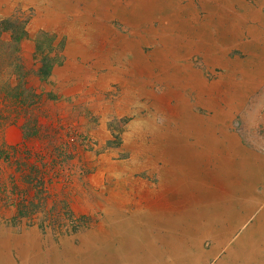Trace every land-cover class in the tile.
Instances as JSON below:
<instances>
[{
	"label": "rangeland",
	"instance_id": "rangeland-1",
	"mask_svg": "<svg viewBox=\"0 0 264 264\" xmlns=\"http://www.w3.org/2000/svg\"><path fill=\"white\" fill-rule=\"evenodd\" d=\"M263 1L244 4L263 17ZM243 14L235 0H0L1 19L25 23L30 38L21 50L29 67L38 33L53 38L60 57L48 77L28 79L39 94L44 137L27 144L45 154L49 174L28 185L20 203L0 191V234L37 237L46 251L20 261L0 240V258L173 263L169 256L176 258L195 230L185 221L213 218L191 209L207 191L188 181L216 175L226 158L219 149L264 139V28L239 25ZM3 138L22 142L16 126ZM10 161L0 164L4 183L19 176ZM105 227L108 243L61 252Z\"/></svg>",
	"mask_w": 264,
	"mask_h": 264
},
{
	"label": "crops",
	"instance_id": "crops-1",
	"mask_svg": "<svg viewBox=\"0 0 264 264\" xmlns=\"http://www.w3.org/2000/svg\"><path fill=\"white\" fill-rule=\"evenodd\" d=\"M235 3L241 4L244 11L238 18L239 25L253 21L258 30L264 28V16L249 12L244 0H235ZM258 8L260 10L261 5ZM248 34L252 38L251 30ZM189 41L193 44V38ZM241 142L239 139L235 144L219 149L226 158L213 178L188 181V184L203 186L207 191V197L198 198V206L193 205L191 209L198 214L211 210L213 218L185 221L194 224L195 230L183 237L186 244L183 242L180 246L177 258L169 256L173 261L171 264H264V139ZM227 161L231 163L230 171L223 168ZM206 223L212 228L207 234L203 231ZM161 246L162 243L157 241L156 247L160 249Z\"/></svg>",
	"mask_w": 264,
	"mask_h": 264
},
{
	"label": "trees",
	"instance_id": "trees-1",
	"mask_svg": "<svg viewBox=\"0 0 264 264\" xmlns=\"http://www.w3.org/2000/svg\"><path fill=\"white\" fill-rule=\"evenodd\" d=\"M27 38L30 37L25 23L0 18V164H9L11 159L15 160L17 168L14 170L19 175L14 180L9 174L7 183H4L1 181L0 169V191L3 188L5 191L10 190L13 199L12 202L11 198L7 201L11 204L15 203L16 199L19 203L24 201L22 197L31 189L33 181L38 179L41 182V178L43 181V177L49 174L44 170L45 154L32 151L27 144L30 140H39L43 136L39 94L29 85L28 79L33 75L48 77L60 57L53 38L38 33L33 38L35 61L29 67L21 50L22 43ZM13 126L21 131L20 145L11 146L4 141V131ZM49 134V140H52L54 133Z\"/></svg>",
	"mask_w": 264,
	"mask_h": 264
},
{
	"label": "bare ground",
	"instance_id": "bare-ground-1",
	"mask_svg": "<svg viewBox=\"0 0 264 264\" xmlns=\"http://www.w3.org/2000/svg\"><path fill=\"white\" fill-rule=\"evenodd\" d=\"M261 20V19H260ZM190 211V210H189ZM192 212V211H191ZM190 212V213H191ZM189 213V215H190ZM160 215V214H159ZM188 215V216H189ZM204 215H207V216H211L212 215V211L211 210H205V213ZM215 215V214H214ZM134 217V216H133ZM138 217V216H137ZM190 217V216H189ZM194 217V216H193ZM179 218V217H178ZM143 219V218H142ZM192 219V218H191ZM141 221V220H140ZM178 221V220H177ZM164 224V223H163ZM208 224V223H207ZM112 228H116L114 229V232L115 231H120V227H119V224H112ZM153 226V225H152ZM193 226V225H192ZM142 227V226H141ZM132 229V227H130ZM108 229V230H107ZM105 227V230L101 231L99 234H93L91 237L87 238V242H85L82 246H79L77 248H70L69 250H65V251H61L62 253H65V252H71L73 250H85V251H93V248H94V245L97 243V242H104V243H108L107 240L109 239V237L107 236L106 237V233H108V231L111 229L110 228H107ZM206 229V228H205ZM135 230V229H134ZM135 232V231H134ZM120 233V232H119ZM137 233V232H136ZM110 234V233H109ZM207 234V233H206ZM139 236V235H138ZM119 237V236H118ZM174 238V237H173ZM132 239V238H131ZM130 239V240H131ZM0 240L4 241V247L2 249L7 250L9 251L11 249V247H15V252H16V258H18L20 261H21V258L20 256L22 255H25L26 257V260H28L29 258H32L31 256L35 255V254H40L44 251H46L44 245L42 242H39L38 238L37 237H33V238H28L26 236H23V237H13V236H9V235H3V234H0ZM85 240V241H86ZM114 241L110 242L112 243L114 246L117 244L119 245L118 243V240H116V238L113 239ZM127 240V239H126ZM129 240V239H128ZM174 240V239H173ZM176 240V238H175ZM81 241V240H80ZM131 242V241H130ZM109 243V244H110ZM6 244V245H5ZM108 244V245H109ZM133 244V243H132ZM1 245L2 243H0V249H1ZM111 245V244H110ZM129 245V244H128ZM149 245V244H148ZM178 245V244H176ZM102 246V245H101ZM118 247V246H117ZM129 247V246H128ZM137 247V245H136ZM152 247V246H151ZM12 250V249H11ZM49 250V249H47ZM51 251H55V248H50ZM105 250V249H104ZM122 250V249H121ZM132 250V249H131ZM3 251V250H2ZM107 251V250H106ZM112 251V250H111ZM108 252V251H107ZM12 253V252H11ZM118 253V252H116ZM124 253V252H123ZM137 253V252H136ZM135 253V254H136ZM178 253V252H176ZM9 253H4V256L3 258L7 257ZM44 254V253H42ZM134 254V255H135ZM51 255V253H50ZM85 255V254H84ZM83 255V256H84ZM42 256V255H41ZM173 256V255H172ZM176 256V255H175ZM39 257V256H38ZM43 259H45L44 256H42ZM59 257V256H58ZM62 257V256H61ZM2 257L0 258V261L3 263V264H9V260H5L3 259ZM15 258V259H16ZM40 258V257H39ZM80 258V257H79ZM174 258V257H173ZM177 258V257H176ZM114 259V258H113ZM182 259V258H181ZM17 260V259H16ZM61 260V259H60ZM155 260V259H154ZM153 260V261H154ZM173 260V259H172ZM180 260V259H179ZM129 261V260H128ZM127 261V262H128ZM134 261V260H133ZM114 262V261H113ZM152 262V261H151ZM178 262V261H177ZM40 263V262H39ZM110 264V263H109ZM137 264V263H136ZM146 264V263H145Z\"/></svg>",
	"mask_w": 264,
	"mask_h": 264
}]
</instances>
